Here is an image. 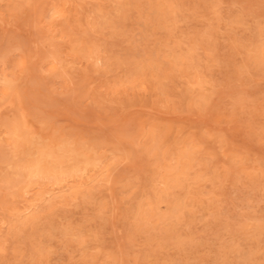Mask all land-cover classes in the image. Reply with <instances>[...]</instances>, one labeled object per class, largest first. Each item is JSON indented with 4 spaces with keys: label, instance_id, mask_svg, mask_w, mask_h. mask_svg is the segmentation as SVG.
<instances>
[{
    "label": "rangeland",
    "instance_id": "rangeland-1",
    "mask_svg": "<svg viewBox=\"0 0 264 264\" xmlns=\"http://www.w3.org/2000/svg\"><path fill=\"white\" fill-rule=\"evenodd\" d=\"M0 264H264V0H0Z\"/></svg>",
    "mask_w": 264,
    "mask_h": 264
},
{
    "label": "bare ground",
    "instance_id": "bare-ground-1",
    "mask_svg": "<svg viewBox=\"0 0 264 264\" xmlns=\"http://www.w3.org/2000/svg\"><path fill=\"white\" fill-rule=\"evenodd\" d=\"M248 11H249V10H248ZM36 22H37V20H36ZM195 49H196V48H195ZM26 72H27V71H26ZM208 89H209V88H207V90H208ZM16 90H17V89H16ZM14 92H15V91H14ZM15 93H16V92H15ZM18 97H19V96H18ZM11 99H12V97H11ZM8 105H9V104H8ZM10 106H11V105H10ZM3 107H4V106H3ZM3 107H2V108H3ZM2 108H1V109H2ZM22 110H23V109H22ZM26 113H27V112H26ZM26 113H25V114H26ZM28 118H29V117H28ZM174 118H175V117H174ZM192 119H194V120H198V119H195V118H192ZM28 120H30V119H28ZM30 122H31V121H30ZM198 122H200V121H198ZM32 124H33V123H32ZM73 125H74V124H73ZM75 125H76V124H75ZM34 126H35V125H34ZM23 127H24V126H23ZM28 128H29V127H28ZM96 128H97V127H96ZM99 128H100V127H99ZM26 129H27V128H26ZM37 129H38V128H37ZM38 130H39V129H38ZM33 134H34V133H33ZM33 136H34V135H33ZM30 137H31V136H30ZM47 145H48V144H47ZM52 146H53V145H52ZM55 147H56V146H55ZM47 148H48V147H47ZM49 149H50V148H49ZM83 152H84V151H83ZM81 153H82V152H81ZM83 155H84V154H83ZM166 155H167V154H166ZM90 156H91V155H90ZM47 157H49V156H47ZM91 157H92V156H91ZM88 158H90V157H88ZM88 158H87V160H88ZM90 160H91V159H90ZM131 161H133V160H131ZM128 163H129V162H128ZM130 163H131V162H130ZM2 164H3V163H2ZM125 164H127V163H125ZM132 165H133V164H132ZM155 173H156V172H155ZM10 187H11V186H10ZM7 192H8V191H7ZM77 209H78V208H77ZM252 226H253V225H252ZM244 230H245V229H244ZM244 230H243V231H244ZM249 233H250V232H249ZM249 233H248V234H249Z\"/></svg>",
    "mask_w": 264,
    "mask_h": 264
}]
</instances>
